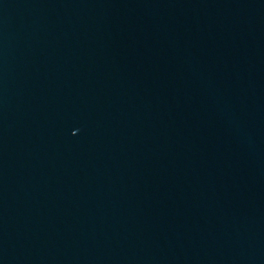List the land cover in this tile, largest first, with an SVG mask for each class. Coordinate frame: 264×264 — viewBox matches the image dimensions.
Wrapping results in <instances>:
<instances>
[{"label":"water","instance_id":"water-1","mask_svg":"<svg viewBox=\"0 0 264 264\" xmlns=\"http://www.w3.org/2000/svg\"><path fill=\"white\" fill-rule=\"evenodd\" d=\"M0 264H264V0H0Z\"/></svg>","mask_w":264,"mask_h":264}]
</instances>
